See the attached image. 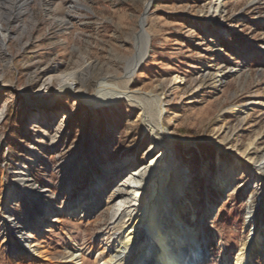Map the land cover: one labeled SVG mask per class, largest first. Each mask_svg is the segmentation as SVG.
Here are the masks:
<instances>
[{
    "label": "rangeland",
    "instance_id": "obj_1",
    "mask_svg": "<svg viewBox=\"0 0 264 264\" xmlns=\"http://www.w3.org/2000/svg\"><path fill=\"white\" fill-rule=\"evenodd\" d=\"M217 1L0 0V19L10 31L5 43L0 39V217L6 189L34 144L38 162L32 166V182L46 188L45 198L59 211L49 227L36 218L32 224L25 216L30 202L18 201L15 214L31 225L43 252L36 256L21 250L15 234L0 232V264H100L108 256L107 243L116 231L112 212L121 199L111 193L114 182L161 149L151 150L153 135L144 114L125 99L92 108L68 91L48 106L30 108L27 99H38L39 92L55 97L69 73H76L79 88L92 94L100 85L116 86L136 53L142 19L151 45L130 86L162 95L163 123L173 135L182 169L165 190L174 192L184 182L179 210L187 229L198 232L195 240L206 252L203 264H235L238 249L254 232L253 204L260 192L245 164L237 175L241 186L219 190L216 156L231 161L250 142L249 157L264 150V0H220L223 6L213 21L211 6ZM246 103L243 118L240 107ZM37 117L42 128L32 130ZM75 154L80 160L67 176ZM90 154L94 160L88 164ZM128 157L133 162L121 168ZM104 166L111 167L107 209L84 216L68 213L72 203L86 197L95 175L104 174ZM258 216L264 223V206ZM77 253L83 257L71 261ZM252 260L264 264V249Z\"/></svg>",
    "mask_w": 264,
    "mask_h": 264
},
{
    "label": "bare ground",
    "instance_id": "obj_2",
    "mask_svg": "<svg viewBox=\"0 0 264 264\" xmlns=\"http://www.w3.org/2000/svg\"><path fill=\"white\" fill-rule=\"evenodd\" d=\"M222 6L223 3L220 0L211 6L216 12L212 18L213 21L217 20V15L221 12ZM58 21L61 24H67L65 19H58ZM145 22V19L141 20L140 31L136 34V53L127 61L121 82L116 86L111 84L100 85L96 93L92 94L79 88V81H77L79 76L75 75L76 73H69V78L61 79L55 97L45 98L39 92L38 99L33 97L27 99L28 106L34 108L51 105L57 95L68 91L92 108L111 106L122 99L139 107L144 114L147 129L153 135L152 152L158 148L161 149L149 163L130 169L125 178L114 182L111 193L121 194V199L112 212L114 230L116 231H113V236L109 238L107 243L109 254L101 260L100 264H203L206 260V252L195 240L198 237V232L187 229L189 224L179 210L183 206L182 200L185 196L184 182L176 184L174 192L165 190V185L171 176L179 174L182 169L179 167V162L172 148L173 135L163 123L162 116L165 108L162 95L143 94L138 90H132L130 86L138 66L150 50L151 39ZM9 32V28L5 27L0 19V39L3 43L6 42ZM233 70L239 72L241 67H236ZM225 74V72L218 73V83H222ZM153 100L157 105L154 108L153 105L151 106ZM247 104L240 107L243 118L247 116ZM66 116L64 114V117ZM39 120L41 119L32 121L34 125L32 130L42 128ZM217 146L219 150H223L221 143L218 142ZM253 148V142H250L242 154H233V160L227 162L221 159L220 155L216 156L217 170L214 180L219 190L229 192L240 187L242 183L238 184L237 175L240 174V170L245 164L250 180H254L255 191L260 192L258 201L253 204L254 216H256L254 232L245 239L238 249L235 264H253L252 259L256 255L262 254L264 249V223L258 216L264 206V150L257 152L253 157H249ZM37 150L38 147L34 144L31 148V155L27 158L28 161L19 165L16 177L6 189L0 217V232L4 236L10 233L15 234L16 246L19 249L32 255L41 256L43 252L42 243L35 238L31 225L29 226L24 218L15 214L16 203L28 200L30 207L26 210L25 216L31 223L36 218V220L40 219V224L46 222L47 225L45 226L49 227L50 222L59 219L56 218L59 211L53 209L50 200L45 198L46 188L32 182V166L38 162ZM70 160L71 164L65 170L67 176L70 175V170L80 160L79 155L75 154ZM93 160L94 155L90 154L86 163L91 164ZM132 162L128 157L119 166L125 169ZM110 169L111 167L104 166V174L95 175L96 180L92 181L94 183L88 189L86 197L72 203L67 208L68 213L84 216L93 211L101 212V210L107 209L109 201L105 190L107 189V175L110 173ZM149 187L151 191L147 193ZM173 195L177 197L178 202L173 200ZM191 205L190 203L189 207ZM32 226L34 228L35 224ZM183 253L185 257H183ZM79 257H83V254H75L71 261Z\"/></svg>",
    "mask_w": 264,
    "mask_h": 264
},
{
    "label": "water",
    "instance_id": "obj_3",
    "mask_svg": "<svg viewBox=\"0 0 264 264\" xmlns=\"http://www.w3.org/2000/svg\"><path fill=\"white\" fill-rule=\"evenodd\" d=\"M148 54V53H147ZM147 57V55L145 56V58ZM145 58L142 60L141 64L143 63V61L145 60Z\"/></svg>",
    "mask_w": 264,
    "mask_h": 264
}]
</instances>
